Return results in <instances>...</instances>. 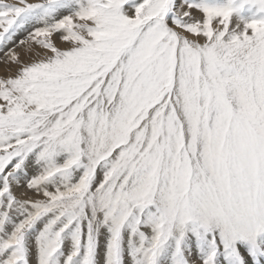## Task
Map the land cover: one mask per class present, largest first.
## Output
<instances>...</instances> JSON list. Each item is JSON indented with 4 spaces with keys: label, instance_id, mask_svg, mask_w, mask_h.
Segmentation results:
<instances>
[{
    "label": "snow or ice",
    "instance_id": "obj_1",
    "mask_svg": "<svg viewBox=\"0 0 264 264\" xmlns=\"http://www.w3.org/2000/svg\"><path fill=\"white\" fill-rule=\"evenodd\" d=\"M0 264H264V0H0Z\"/></svg>",
    "mask_w": 264,
    "mask_h": 264
},
{
    "label": "rangeland",
    "instance_id": "obj_2",
    "mask_svg": "<svg viewBox=\"0 0 264 264\" xmlns=\"http://www.w3.org/2000/svg\"><path fill=\"white\" fill-rule=\"evenodd\" d=\"M5 2L7 3H15L16 0H5ZM31 2H38V0H31ZM3 53H0V56H2ZM4 74V71H3V67L2 65H0V75H3Z\"/></svg>",
    "mask_w": 264,
    "mask_h": 264
}]
</instances>
